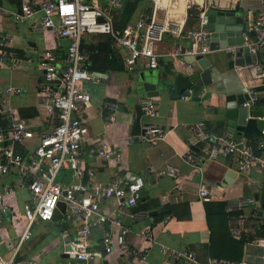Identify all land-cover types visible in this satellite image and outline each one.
Wrapping results in <instances>:
<instances>
[{"label": "crops", "instance_id": "obj_1", "mask_svg": "<svg viewBox=\"0 0 264 264\" xmlns=\"http://www.w3.org/2000/svg\"><path fill=\"white\" fill-rule=\"evenodd\" d=\"M208 1L207 10L231 11L234 17L241 20L246 15L256 14L260 9L259 0ZM94 3L100 4L95 0ZM0 6L8 11L0 12V35L10 38L11 49L17 58V64L11 69L0 68V96L6 99L4 107L15 112L30 127L33 137L24 145L32 147L36 143V134L48 130L54 122L52 117L45 115L41 104L40 73L35 63L44 48H53L57 56H63L66 41H58L51 30L37 27L36 16L24 21H13L9 12L17 11V8L9 7L5 3ZM143 10H149V4L139 0L127 23L133 22ZM197 11L194 5L188 4V0H171L166 15L182 22V35L176 37L169 33L162 34L160 41L154 46L158 56L156 66L152 68L146 66L145 59L139 58L133 69L128 71L122 64V50L111 45L107 36H84L80 46L86 53L85 65L98 67V71L94 72L101 74L102 79L80 84L88 92L89 102L79 114L87 132L79 142L78 157L84 169L93 170L92 179L97 182H106L114 174L125 179L136 175L142 178L141 196L131 210L146 212L147 216L134 221L120 216V220L127 227L125 242L144 250L146 264L163 263L164 257L159 251V245L173 249L184 247L192 251L200 262L213 258V251L209 248L205 208L213 211L220 202L227 203L236 197L257 194L253 206L241 212L244 217V231L235 240L243 241L239 261L245 264H261L259 256L264 249L255 240H261L262 244L264 242V236L256 233L257 228L264 225L260 206L261 192L264 189V163L260 167H251L242 177L235 171L229 158L208 160L192 167L182 161L181 155L184 148L199 136L194 128L196 124L202 125L201 134L206 136L202 141H208L210 136H219L231 129L239 133L243 126L237 123L235 111L240 108V104L236 102L237 97L245 95L248 88L260 84L257 78L264 71V64L259 62L228 67L225 52L218 49L211 50L198 61L186 57L191 64L190 68L180 67L179 58L183 56L172 53L175 47L180 50L186 47L183 34L196 23ZM162 15L163 12L159 11L157 19L161 20ZM233 25L237 24L233 22ZM240 25L245 28L243 21ZM222 39L226 42L225 46L237 44L239 32L230 31L223 36L216 35L211 37V42L221 47ZM57 41L58 46L55 45ZM263 49L264 45L260 51ZM109 51L118 56L121 69H108L106 58ZM112 64L116 63L113 61ZM205 69L208 70L209 77L203 83L199 73ZM176 73L187 75L191 80L190 86L181 91L178 97L174 95ZM144 82L152 84L156 91L152 96L157 99L158 114L151 120L142 115L138 106V99L146 96V90L142 86ZM6 87L19 88V92L1 93ZM255 96L258 99L250 106L251 109L264 110V103L261 102L264 100V91L255 92ZM107 102L115 104L112 120L107 119ZM146 121H151L164 130L161 140L152 145L135 141L141 125ZM3 123L4 118L0 114V124ZM95 136H100L112 149L120 152V161L117 164L108 165L94 153L95 145L90 138ZM246 136L251 143H255L262 137V133L250 128L246 130ZM14 150L21 152L23 148L14 145ZM261 152L264 157V148ZM167 166L175 167L178 175L174 178L166 176L163 171ZM245 179L251 184H246ZM56 180L70 181V170L62 169ZM199 182L211 190L213 198L207 202H201L196 197L195 190ZM23 197L24 192L17 190L9 200L15 212L0 222V255L33 258L37 264H73V259L61 251L62 244L73 235V225L64 221L58 213H54L49 221L34 222L30 227V236L18 243L22 228L19 217L20 202ZM105 203L111 207V201ZM258 208V218L248 216L252 210ZM228 215L226 214L227 218ZM146 225L152 231L153 241L150 243L143 242L137 236L140 228ZM98 232L99 228L91 231V248L98 247ZM89 264L127 263L118 250L113 249Z\"/></svg>", "mask_w": 264, "mask_h": 264}, {"label": "built area", "instance_id": "obj_2", "mask_svg": "<svg viewBox=\"0 0 264 264\" xmlns=\"http://www.w3.org/2000/svg\"><path fill=\"white\" fill-rule=\"evenodd\" d=\"M144 1L148 2L149 10L140 12L133 22L125 24L121 29L112 26L111 12L120 5L121 0H105V6L95 4L94 0H20L19 9L9 12L13 21H24L36 16L37 27L51 30L58 41H66L63 56H57L53 48H44L35 63L40 73L41 104L45 115L52 117L54 122L48 130L36 134V143L32 147L24 145L33 137L30 127L15 112L4 107L6 99L0 96V114L4 118V123L0 124V222L15 212L9 200L17 190H22L24 197L20 202L19 214L22 228L18 243L30 236V227L34 222L49 221L54 213H58L64 221L73 225L72 237L61 248L63 254L73 259V264H89L113 249L118 250L127 264H146L144 250L125 242L127 227L120 220V216L132 221L147 216L146 212L131 210L141 196L142 178L136 175L125 179L114 174L106 182H97L92 179L93 170L84 169L78 157L79 142L87 132L79 114L89 102V94L80 84L102 79L101 74L89 70L85 65L86 53L80 48L84 36H107L111 45L122 50V64L129 71L139 58L145 59L149 68L156 66L158 54L154 46L163 33L176 37L182 35V22L166 15L171 0ZM208 2L203 0L202 5L196 7V23L183 34L186 47L183 50L175 47L173 50V55L183 56L179 58L180 67L189 69L191 64L186 57L195 59L211 50H222L229 54L228 61L232 62L242 56L237 55L242 47H246L248 55L263 48L264 0H259L260 9L256 14L244 18L245 28L239 32V43L224 47L213 43L212 48L210 43L213 30L208 27L205 16ZM188 4L193 6V0H188ZM159 11L163 12L161 20L157 19ZM0 12L8 11L0 6ZM58 41L56 46L59 45ZM11 48L10 38L0 35V68L11 69L17 64L15 52ZM257 80L264 84V71ZM5 92L18 93L19 88L6 87L1 90V93ZM245 95L246 99L240 106L248 109L258 98L252 88H248ZM138 106L148 120L157 117L155 96L139 98ZM107 109V119L112 120L115 104L107 102ZM194 128L199 136L184 148L181 155L187 165L196 167L208 160L229 158L235 171L244 177V173L251 167H260L264 163L261 152L264 148V131H261L262 137L254 143L253 148L243 134L234 129L202 141L206 137L201 134L202 125L196 124ZM163 135L162 128L146 121L141 125L135 141L152 145L161 140ZM90 140L95 145L94 153L106 164H117L120 161V152L112 149L100 136ZM14 145L22 146L23 150L15 151ZM254 149L259 152L255 154ZM62 169L70 170V181L56 180ZM163 173L170 178L178 175L173 166H167ZM245 183L251 184L246 179ZM195 194L201 202L213 198L211 190L202 182L197 183ZM107 201H111L110 208L106 206ZM254 201L253 196L248 195L225 203L224 212L229 214L227 232L232 238L238 239L244 231L241 212L253 206ZM59 203L63 205L61 211ZM259 212V208L252 210L248 216L256 219ZM94 228H99L97 248H91L89 243ZM137 236L143 242L153 241L151 227L148 225L141 227ZM260 241L257 239L255 243L264 249V242L262 244ZM159 251L164 257L162 264H245L242 261L215 258L200 262L192 251L184 247L173 249L159 245ZM259 260L264 264V251ZM0 264L37 262L33 258L0 255Z\"/></svg>", "mask_w": 264, "mask_h": 264}, {"label": "water", "instance_id": "obj_3", "mask_svg": "<svg viewBox=\"0 0 264 264\" xmlns=\"http://www.w3.org/2000/svg\"><path fill=\"white\" fill-rule=\"evenodd\" d=\"M194 6H201L203 3V0H193ZM206 20L208 22V27L213 30L212 37H215L216 35L223 36V34H229L230 31H236L240 32L242 29V26L240 25L241 20L238 17H234L233 13L231 11L227 10H216V9H208L205 11ZM233 22H235L237 25H233ZM240 42V38L238 39L237 43ZM214 43V42H213ZM212 42L210 43V48H212ZM222 46H225L226 42H223L222 39ZM237 55H242L236 59H234L232 62L228 61L227 65L228 67H232L233 65L236 66H243V65H249L254 63H259L264 61V49L259 50L256 49L252 54H246V47H242L238 50ZM225 56L228 57L229 54L225 53ZM202 58V56H197L195 60H199ZM209 77V72L207 69L201 71L199 73L200 80L205 83ZM191 84V80L187 75H183L181 73H176L174 75V95L176 97L179 96L180 92L183 90H186ZM144 90H146L145 95L146 96H152L156 94V91L153 90V85L147 82H144L142 84ZM254 92H260L264 91V84L256 85L252 88ZM246 99V95L238 96L237 97V103L241 104ZM233 111V110H231ZM236 118L237 123L246 126L247 124H251L254 129L258 132L264 131V110L259 109H251V108H244L241 107L238 108L236 111ZM233 113V112H232ZM245 117H248L247 120H245ZM253 198L257 199V194L253 195ZM261 210H264V189L261 192V202H260ZM58 208L61 211L63 208V205L61 203L58 204Z\"/></svg>", "mask_w": 264, "mask_h": 264}, {"label": "trees", "instance_id": "obj_4", "mask_svg": "<svg viewBox=\"0 0 264 264\" xmlns=\"http://www.w3.org/2000/svg\"><path fill=\"white\" fill-rule=\"evenodd\" d=\"M4 3L9 7L15 9L17 8L18 10L20 0H0V5ZM137 4H139V0H121L120 5L117 8L111 10L113 16L112 26L115 29H121L127 22H129L131 15L136 10ZM106 59L108 69L122 68L120 60L115 53L109 51ZM113 61L116 63L115 65L112 64ZM87 68L91 71H98L99 69L92 64L87 65ZM261 102L264 103V100H262ZM250 128L255 132H258L251 124H247L246 126L244 125L243 128L239 129V133H242L249 144L254 148L255 144L251 143V141H249L246 136V130ZM258 152V150L254 149L255 154H257ZM224 206L225 203L220 202L218 203V207L213 211L205 208V220L207 223V228L209 230V248L211 249V251H213L212 255L215 259L239 261L242 255L243 241L240 239L235 240L228 234L226 227L227 213L225 214L224 212ZM210 220L213 221L210 222ZM256 233L258 235L264 236V225L259 226Z\"/></svg>", "mask_w": 264, "mask_h": 264}, {"label": "rangeland", "instance_id": "obj_5", "mask_svg": "<svg viewBox=\"0 0 264 264\" xmlns=\"http://www.w3.org/2000/svg\"><path fill=\"white\" fill-rule=\"evenodd\" d=\"M96 2H99L100 5L105 6V0H95ZM86 36V35H85ZM263 215H264V210H263Z\"/></svg>", "mask_w": 264, "mask_h": 264}, {"label": "bare ground", "instance_id": "obj_6", "mask_svg": "<svg viewBox=\"0 0 264 264\" xmlns=\"http://www.w3.org/2000/svg\"><path fill=\"white\" fill-rule=\"evenodd\" d=\"M179 7L181 8V5Z\"/></svg>", "mask_w": 264, "mask_h": 264}]
</instances>
